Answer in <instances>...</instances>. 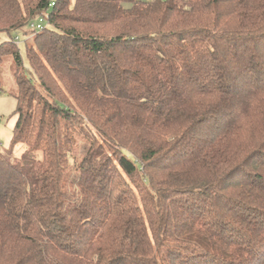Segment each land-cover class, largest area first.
Returning <instances> with one entry per match:
<instances>
[{
    "label": "trees",
    "instance_id": "obj_1",
    "mask_svg": "<svg viewBox=\"0 0 264 264\" xmlns=\"http://www.w3.org/2000/svg\"><path fill=\"white\" fill-rule=\"evenodd\" d=\"M13 32L0 264H264V0H0Z\"/></svg>",
    "mask_w": 264,
    "mask_h": 264
},
{
    "label": "rangeland",
    "instance_id": "obj_2",
    "mask_svg": "<svg viewBox=\"0 0 264 264\" xmlns=\"http://www.w3.org/2000/svg\"><path fill=\"white\" fill-rule=\"evenodd\" d=\"M53 2L56 0H52ZM148 1V0H146ZM27 35V44H35V35L31 34L30 30H26ZM21 43H19L21 53L26 60L25 55V36L22 33L13 32L11 34L8 33H0V43L10 41L11 38H17ZM0 78L3 83V90L0 95V145L3 152H9L13 150V156L20 158L23 153L25 147L21 144L13 143V130L16 125L17 116L15 115V111L17 108V99L16 96L18 94V88L15 81L14 75V62L12 59H7L0 66ZM89 147V143L86 138L81 136L77 137L76 148L73 151V155L70 159V165L75 168L78 165L86 153V150Z\"/></svg>",
    "mask_w": 264,
    "mask_h": 264
},
{
    "label": "built area",
    "instance_id": "obj_3",
    "mask_svg": "<svg viewBox=\"0 0 264 264\" xmlns=\"http://www.w3.org/2000/svg\"><path fill=\"white\" fill-rule=\"evenodd\" d=\"M46 23H47L46 18L41 17L38 21L31 23V25H30L31 30L35 31V32L41 31L44 28V26L46 25ZM14 43L16 45H19V43H21V41L17 37V38H15Z\"/></svg>",
    "mask_w": 264,
    "mask_h": 264
}]
</instances>
